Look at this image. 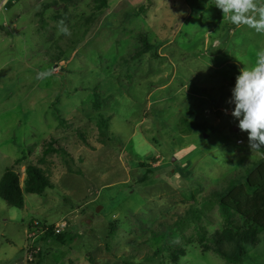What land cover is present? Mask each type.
I'll list each match as a JSON object with an SVG mask.
<instances>
[{"label":"rangeland","instance_id":"rangeland-1","mask_svg":"<svg viewBox=\"0 0 264 264\" xmlns=\"http://www.w3.org/2000/svg\"><path fill=\"white\" fill-rule=\"evenodd\" d=\"M261 50L214 0H0V181L46 157L53 182L0 198V264H232L203 246L215 194L264 161L229 103ZM259 236L242 264H264Z\"/></svg>","mask_w":264,"mask_h":264},{"label":"trees","instance_id":"trees-1","mask_svg":"<svg viewBox=\"0 0 264 264\" xmlns=\"http://www.w3.org/2000/svg\"><path fill=\"white\" fill-rule=\"evenodd\" d=\"M100 6H108V0H97ZM100 18L92 20L85 36L91 33L93 27L98 26ZM92 28V29H91ZM146 41V40H145ZM147 48H149L146 42ZM198 123L193 117L183 116L179 120L181 133L190 134ZM53 152L68 154L58 140L52 139L44 150L45 155ZM46 157L37 162L31 161L26 167L25 187L21 186L20 175L12 168H8L0 181V198L9 205L23 208L25 205L24 191L42 194L53 186ZM225 216L226 225L222 231H217L210 238L209 244L203 250H214L228 263L242 264L246 261L249 246H256L261 242L259 232L264 230V161L258 163L243 180H231L228 187L215 194ZM55 235L50 229L46 234ZM58 241L72 243L73 237L57 234Z\"/></svg>","mask_w":264,"mask_h":264},{"label":"clouds","instance_id":"clouds-1","mask_svg":"<svg viewBox=\"0 0 264 264\" xmlns=\"http://www.w3.org/2000/svg\"><path fill=\"white\" fill-rule=\"evenodd\" d=\"M223 19L240 27L247 26L264 34V3L257 0H214ZM67 33V29H64ZM234 104L232 116L241 131L248 133L250 149L264 145V50L257 52L255 64L236 77L229 100Z\"/></svg>","mask_w":264,"mask_h":264},{"label":"built area","instance_id":"built-area-1","mask_svg":"<svg viewBox=\"0 0 264 264\" xmlns=\"http://www.w3.org/2000/svg\"><path fill=\"white\" fill-rule=\"evenodd\" d=\"M65 227H66V224H65V223H61V224L55 229L56 233H57V234L61 233V232L64 230Z\"/></svg>","mask_w":264,"mask_h":264},{"label":"water","instance_id":"water-1","mask_svg":"<svg viewBox=\"0 0 264 264\" xmlns=\"http://www.w3.org/2000/svg\"><path fill=\"white\" fill-rule=\"evenodd\" d=\"M207 136V135H206Z\"/></svg>","mask_w":264,"mask_h":264}]
</instances>
